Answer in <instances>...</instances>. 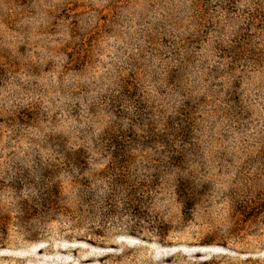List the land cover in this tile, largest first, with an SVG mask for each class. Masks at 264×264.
Segmentation results:
<instances>
[{"label":"rangeland","instance_id":"374dc122","mask_svg":"<svg viewBox=\"0 0 264 264\" xmlns=\"http://www.w3.org/2000/svg\"><path fill=\"white\" fill-rule=\"evenodd\" d=\"M213 256L264 264V0H0V264Z\"/></svg>","mask_w":264,"mask_h":264},{"label":"trees","instance_id":"16d2710c","mask_svg":"<svg viewBox=\"0 0 264 264\" xmlns=\"http://www.w3.org/2000/svg\"><path fill=\"white\" fill-rule=\"evenodd\" d=\"M122 148V147H121ZM51 195H47L46 197H42L40 199H35L32 201L27 200V202H30V204L27 207V210H29V212H32L34 214H42L43 216H45L46 213H48L53 207L54 205L52 204V201L49 199ZM136 213V212H135ZM132 222H134L135 227L141 226V221H140V217L137 216H133V218L131 219ZM141 228H144V226H141ZM237 230V229H236ZM236 230L232 233L235 234L237 233ZM169 231V228L166 227L165 228V232L167 233ZM133 231L129 232V234H133ZM201 244H211V243H215V239H207L204 241L200 242ZM198 264H218V259L217 257L213 256L210 259L204 260L202 262H199Z\"/></svg>","mask_w":264,"mask_h":264}]
</instances>
